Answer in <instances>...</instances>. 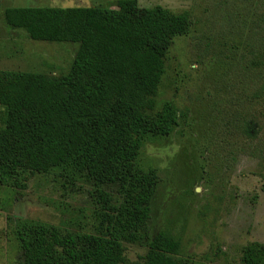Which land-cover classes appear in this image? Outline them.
Masks as SVG:
<instances>
[{"label": "rangeland", "instance_id": "obj_1", "mask_svg": "<svg viewBox=\"0 0 264 264\" xmlns=\"http://www.w3.org/2000/svg\"><path fill=\"white\" fill-rule=\"evenodd\" d=\"M118 1L2 0L0 70L61 77L79 48L10 28L7 8L117 9ZM137 2L187 13L192 22L166 54L156 99L158 108L172 102L184 118L171 136L148 140L136 163L158 178L151 237L171 233L190 264H240L247 245L264 244V105L253 98L264 82V0ZM4 119L0 106V129ZM18 180L27 188L0 184V264L23 262L15 237L19 221L97 233L98 188L85 174L56 168L34 176L20 172ZM101 189L121 199L116 186ZM147 247L126 245L127 259L140 260Z\"/></svg>", "mask_w": 264, "mask_h": 264}, {"label": "trees", "instance_id": "obj_2", "mask_svg": "<svg viewBox=\"0 0 264 264\" xmlns=\"http://www.w3.org/2000/svg\"><path fill=\"white\" fill-rule=\"evenodd\" d=\"M4 21L32 40L79 48L61 77L0 70V184L26 189L20 172L70 169L96 185L101 204L95 234L19 221L22 264H190L171 233L151 237L158 178L136 164L148 140L171 136L184 118L172 102L158 108L156 99L166 54L191 27L189 15L119 0L117 9L7 8ZM253 98L264 105V82ZM104 186H116L121 199ZM140 244L147 253L129 261L126 245ZM240 264H264V244L247 245Z\"/></svg>", "mask_w": 264, "mask_h": 264}]
</instances>
